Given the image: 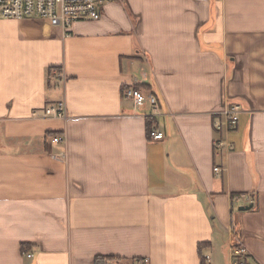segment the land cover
I'll list each match as a JSON object with an SVG mask.
<instances>
[{"label":"crops","instance_id":"obj_1","mask_svg":"<svg viewBox=\"0 0 264 264\" xmlns=\"http://www.w3.org/2000/svg\"><path fill=\"white\" fill-rule=\"evenodd\" d=\"M102 13L68 32L0 17V264H232L238 241L264 264V0ZM52 67L65 86L49 87ZM130 86L159 112L135 107ZM62 98L67 117H47ZM226 106L239 121L216 154Z\"/></svg>","mask_w":264,"mask_h":264},{"label":"built area","instance_id":"obj_2","mask_svg":"<svg viewBox=\"0 0 264 264\" xmlns=\"http://www.w3.org/2000/svg\"><path fill=\"white\" fill-rule=\"evenodd\" d=\"M117 0H0V17L5 19L21 20L24 18L46 19L53 26H59L66 32L77 21H98L102 18L103 8L109 3ZM66 75L62 69L52 67L48 71V83L50 88L65 86ZM123 96L133 101L135 107H144L147 103L151 105L153 111L159 112L158 99L153 93H146L138 87H125ZM47 117L65 119L67 113V103L61 99L56 103H51L45 107ZM239 106H226L214 119V126L222 135L215 138V153L220 154L222 150L229 151L232 143L227 139L229 131L237 127L239 121ZM36 113H33L35 115ZM149 138L152 140H163L164 132L153 126L149 130ZM53 142H62L61 135H55ZM216 172L221 171V167L214 168ZM232 264H249L246 260L247 250L240 244V241L232 248ZM27 256L31 257L29 253ZM208 258V257H207Z\"/></svg>","mask_w":264,"mask_h":264},{"label":"trees","instance_id":"obj_3","mask_svg":"<svg viewBox=\"0 0 264 264\" xmlns=\"http://www.w3.org/2000/svg\"><path fill=\"white\" fill-rule=\"evenodd\" d=\"M153 95H155L158 99V96L153 93ZM157 122H156V118L155 117H147V133H148V137H149V130L153 127L156 126ZM150 139V138H149ZM28 246L26 244H23L22 246V250L25 252L28 248ZM109 261H116L117 264H122L123 260L121 258H117V257H97L96 259V263L97 264H106Z\"/></svg>","mask_w":264,"mask_h":264},{"label":"water","instance_id":"obj_4","mask_svg":"<svg viewBox=\"0 0 264 264\" xmlns=\"http://www.w3.org/2000/svg\"><path fill=\"white\" fill-rule=\"evenodd\" d=\"M252 206H253L252 204L248 205V206H242V207H240V210H248V209H251Z\"/></svg>","mask_w":264,"mask_h":264}]
</instances>
